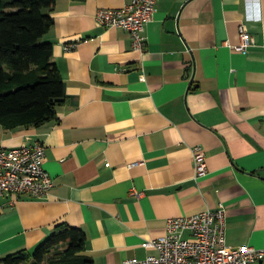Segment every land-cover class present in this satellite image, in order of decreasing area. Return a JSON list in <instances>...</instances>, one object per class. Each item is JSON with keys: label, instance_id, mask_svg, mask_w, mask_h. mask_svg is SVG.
Masks as SVG:
<instances>
[{"label": "crops", "instance_id": "1", "mask_svg": "<svg viewBox=\"0 0 264 264\" xmlns=\"http://www.w3.org/2000/svg\"><path fill=\"white\" fill-rule=\"evenodd\" d=\"M125 2L55 0L42 40L65 86L57 119L0 125V147L44 144L53 186L0 197V257L66 222L93 264H124L156 254L142 243L167 218L220 203L226 243L264 248V0H157L143 54L126 30L96 23L98 8ZM240 24L254 38L246 52L234 48Z\"/></svg>", "mask_w": 264, "mask_h": 264}, {"label": "trees", "instance_id": "2", "mask_svg": "<svg viewBox=\"0 0 264 264\" xmlns=\"http://www.w3.org/2000/svg\"><path fill=\"white\" fill-rule=\"evenodd\" d=\"M55 0H0V125L4 130L38 127L57 119L65 86L43 36L53 25ZM86 235L56 223L33 249L0 257V264H93Z\"/></svg>", "mask_w": 264, "mask_h": 264}, {"label": "built area", "instance_id": "3", "mask_svg": "<svg viewBox=\"0 0 264 264\" xmlns=\"http://www.w3.org/2000/svg\"><path fill=\"white\" fill-rule=\"evenodd\" d=\"M156 2L126 0L118 8L100 7L95 12V20L99 26L122 28L129 32L133 50L143 54L147 47L145 25L153 17ZM238 36L239 42L234 48L246 52L254 43V38L243 24L239 25ZM74 46L75 43L71 42L64 46V50ZM193 154L195 177H199L207 171L203 152L195 146ZM44 158L45 146L40 141L0 147V197L4 194L45 197L53 186V180L43 167ZM133 193L139 195L138 192ZM185 232L190 237H184ZM142 246L155 250L156 254H149L143 259H127L124 264H250L264 261V248L226 243L222 203L215 209L167 218L164 233L145 240Z\"/></svg>", "mask_w": 264, "mask_h": 264}]
</instances>
